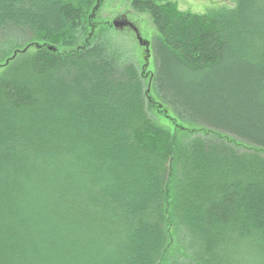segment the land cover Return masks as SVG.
Instances as JSON below:
<instances>
[{"label":"trees","instance_id":"16d2710c","mask_svg":"<svg viewBox=\"0 0 264 264\" xmlns=\"http://www.w3.org/2000/svg\"><path fill=\"white\" fill-rule=\"evenodd\" d=\"M97 1L0 0V264H264V0H133L149 78Z\"/></svg>","mask_w":264,"mask_h":264},{"label":"rangeland","instance_id":"374dc122","mask_svg":"<svg viewBox=\"0 0 264 264\" xmlns=\"http://www.w3.org/2000/svg\"><path fill=\"white\" fill-rule=\"evenodd\" d=\"M162 6L168 3L173 4L179 10H191L194 12H210L221 7L232 6L233 0H156ZM95 3V1L92 3ZM89 10L86 16L88 32L101 30L120 44L127 53L138 63L140 70L145 65L144 75L149 78L155 70V59L151 49L148 56L144 46L140 45L136 33L125 27H115L113 20L123 15H127L130 21L134 22L139 29L141 36L150 42L158 34L155 20L148 8L142 7L133 0H102L94 18L89 21ZM147 78V79H148ZM148 108L155 120L162 126L174 129L169 118L159 112L154 102H148Z\"/></svg>","mask_w":264,"mask_h":264},{"label":"water","instance_id":"95a60500","mask_svg":"<svg viewBox=\"0 0 264 264\" xmlns=\"http://www.w3.org/2000/svg\"><path fill=\"white\" fill-rule=\"evenodd\" d=\"M101 1L102 0H98L97 3H96V5L94 6L93 11H92L91 16H90L91 19L95 17L96 12H97V10L99 9V7L101 5ZM112 25L115 26V27H117V28L118 27H121L122 28V27H124L126 25L133 26V28H134V30L136 32L137 38L139 40V43L142 44V45H144L146 47V52H147L148 56L150 55V41L147 40V39H145V38H143L141 36L138 28L136 26H134L130 21H128V19H125L124 17H118L115 20H113ZM49 48L50 49H53L52 46H49Z\"/></svg>","mask_w":264,"mask_h":264},{"label":"flooded vegetation","instance_id":"af4514ba","mask_svg":"<svg viewBox=\"0 0 264 264\" xmlns=\"http://www.w3.org/2000/svg\"><path fill=\"white\" fill-rule=\"evenodd\" d=\"M122 17H124L125 19H128V21H130V19L128 18V16L127 15H123ZM134 26H136V24L134 23V22H132V21H130ZM125 28H129V29H131V30H133L134 32H135V30H134V28H133V26H131V25H126V26H124ZM137 27V26H136ZM138 28V27H137ZM139 30V29H138ZM136 33V32H135ZM136 37H137V35H136ZM138 39V38H137ZM139 41V40H138ZM150 44H151V42H150ZM140 45H142V44H140ZM143 46V45H142ZM144 48H145V46H144Z\"/></svg>","mask_w":264,"mask_h":264}]
</instances>
